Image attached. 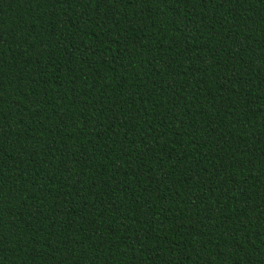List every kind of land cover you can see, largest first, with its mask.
I'll return each instance as SVG.
<instances>
[{
  "label": "trees",
  "instance_id": "1",
  "mask_svg": "<svg viewBox=\"0 0 264 264\" xmlns=\"http://www.w3.org/2000/svg\"><path fill=\"white\" fill-rule=\"evenodd\" d=\"M0 264H264V0H0Z\"/></svg>",
  "mask_w": 264,
  "mask_h": 264
}]
</instances>
